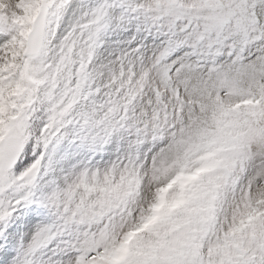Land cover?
<instances>
[{
    "label": "snow or ice",
    "instance_id": "6c2138e0",
    "mask_svg": "<svg viewBox=\"0 0 264 264\" xmlns=\"http://www.w3.org/2000/svg\"><path fill=\"white\" fill-rule=\"evenodd\" d=\"M0 264H264V0H0Z\"/></svg>",
    "mask_w": 264,
    "mask_h": 264
}]
</instances>
